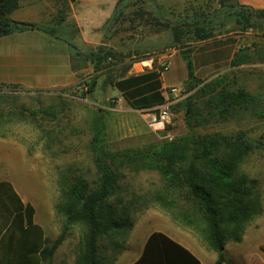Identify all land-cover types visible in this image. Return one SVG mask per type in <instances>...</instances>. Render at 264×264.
<instances>
[{"label":"rangeland","instance_id":"obj_1","mask_svg":"<svg viewBox=\"0 0 264 264\" xmlns=\"http://www.w3.org/2000/svg\"><path fill=\"white\" fill-rule=\"evenodd\" d=\"M229 2L230 0H74L72 3L64 0L63 8H67L69 3L73 4V8H89L96 21L112 9L101 40L105 43L102 46L117 54L120 63L115 67L111 65L101 74L92 68L89 75L82 77L80 84L64 91L67 96L61 95L58 90L30 96L16 95L6 99L13 106H18V103L29 106L31 123L9 125L11 139H0V181L10 182L21 200L33 206L34 223L42 229L45 237L53 240L61 230L62 217L56 211V206L62 200L61 178H72L83 173L90 182L94 175L91 154L87 148L89 140H86V128L77 117V113L82 110L76 103L88 96L85 94L87 86L84 82H89L91 78L96 82L110 77L117 79L123 75L125 68V75L140 73L143 71L138 66L141 62H148L149 67L145 70L160 69L165 65L169 69L171 55L182 56V52L190 48L193 50L197 45L191 44V40H184L185 47H172L171 25L179 18L201 15L219 24L215 38L236 36L240 45L236 52L243 50L249 56L248 63L237 67L226 64L217 72L197 75L203 83L214 80L219 75H227L229 91L242 88L252 98L246 108L234 110L225 118H211L207 115L208 111H203L202 118L208 120V123L202 129L196 128L194 132L225 134L239 130L248 139L261 142V147L247 153L238 167L239 173L251 181L258 191L260 212L245 224L240 243L231 240L224 242V252L226 259L233 264H264V252L261 251L264 245V26L239 30L235 16L228 8L222 7ZM219 71L221 72L218 74ZM190 84L188 82L177 87L178 97L167 90V98L174 100L169 107L170 121L164 130L158 132L148 127L144 114L101 111L99 106H94L97 122L94 119L93 126L100 128L106 149L112 152L139 150L145 153L170 141L166 135L172 141L187 136L190 128L184 118L185 104H193V116L208 97L196 92L202 84L189 91ZM105 87L103 90H106ZM96 99L93 98L92 101L103 104ZM111 99L104 104L115 107L116 102ZM1 101H4L2 97ZM122 108L129 109L128 106ZM93 126L89 119V135L92 134ZM2 127L4 125L0 126ZM1 136L4 135L0 134ZM118 184L123 188L125 201L136 199L138 206L132 213L134 224L131 230L121 238L122 249L116 254L108 251L106 258L127 264L138 255L150 232L162 231L189 247L204 264H214L216 254L203 239L200 224L185 227L167 211L150 204L151 198L147 193L161 187L160 175L156 171L134 172L127 165L122 166L119 169ZM146 203L147 206L143 205ZM82 231L81 227H76L70 232L55 251L51 264H76Z\"/></svg>","mask_w":264,"mask_h":264},{"label":"trees","instance_id":"obj_2","mask_svg":"<svg viewBox=\"0 0 264 264\" xmlns=\"http://www.w3.org/2000/svg\"><path fill=\"white\" fill-rule=\"evenodd\" d=\"M17 6L18 0H0V37L14 31L39 29L34 24L15 22L7 17ZM222 7L235 16L241 31L264 26V10L240 6L236 0ZM218 25L215 20L201 15L179 18L171 25V46L185 47L184 40H191V44L214 40ZM239 51L224 65L237 67L248 63L249 56ZM191 52V48L182 52L191 83L188 89L194 90L202 84L196 92L208 97L193 116V104H185L184 118L189 134L177 141L163 142L145 153L139 150L112 152L106 149L100 128L93 126L87 145L94 168L93 178L89 182L83 173L61 178L62 200L56 211L62 217V224L55 239L45 237L34 223L33 206L21 200L10 182L0 181V264H51L57 248L76 227L83 229L76 264H112L113 260L105 255L108 251L116 254L122 249L121 238L131 230L132 213L138 206L136 199L125 201L123 188L118 184L119 169L125 165L134 172L156 171L161 187L147 193L151 198L149 203L167 211L185 227L200 224L203 239L216 254L214 264H233L226 259L224 242L240 243L245 224L260 212L258 191L239 173L238 167L247 153L262 144L248 139L239 130L225 134L194 132L208 123L202 118L203 111H208L211 118H225L234 110L246 108L252 96L242 88L229 91L227 75L203 83L193 73ZM69 54L91 64L93 71L100 74L120 63L117 54L102 45L86 54L69 45ZM125 69L123 75L103 80V84L118 89L129 107L142 113L154 111L164 102L157 80L161 68L128 76ZM84 83L85 94L89 95L96 81L91 78ZM261 251L264 252V245ZM132 264L201 263L183 245L155 231L147 236L140 255Z\"/></svg>","mask_w":264,"mask_h":264},{"label":"crops","instance_id":"obj_3","mask_svg":"<svg viewBox=\"0 0 264 264\" xmlns=\"http://www.w3.org/2000/svg\"><path fill=\"white\" fill-rule=\"evenodd\" d=\"M236 1L240 6L253 10H264V0ZM63 3L64 0H18L17 8L7 15L15 22L31 23L39 29L14 31L0 37V97L4 100L0 102V126L4 125L0 128V134L4 135L0 139H11L9 125L16 123L30 125L31 123L30 107L24 106L23 103L13 106V103L7 102V98H13L16 95L46 94L58 90L61 95L67 96V92L61 90L77 86L82 77L89 75L92 71L91 64L81 62L79 57L70 56L69 45L74 46L82 54L94 51L99 45H105L101 39L112 9L96 21L93 13L89 12V8H73L72 3H69L67 8H63ZM239 46L236 36L215 38L198 43L190 54L194 75L197 77V75L217 72L229 61ZM177 56L171 55L170 67L166 72L151 68L129 75L159 71L157 78L159 91L165 98L167 96L165 88H177L189 82L185 61L182 56ZM104 86L106 90H103ZM100 91H103L102 95H99ZM93 98H97L96 101L103 104L95 103L92 101ZM108 99L116 102V106L105 105ZM76 104L80 105L82 110L77 113V117L80 119V124L86 128V140L91 138L88 125L89 119L91 126L94 124L96 115L94 106H99L101 111L139 112L144 116L147 114V112L142 113L130 108L122 97V93L111 85H104L103 80L96 82L94 90ZM124 106H128L129 109H123ZM14 119L22 121L16 122ZM147 236L138 255L127 264H132L138 258ZM168 236L183 245L201 264H204L189 247L172 236ZM112 264L120 263L112 262Z\"/></svg>","mask_w":264,"mask_h":264},{"label":"built area","instance_id":"obj_4","mask_svg":"<svg viewBox=\"0 0 264 264\" xmlns=\"http://www.w3.org/2000/svg\"><path fill=\"white\" fill-rule=\"evenodd\" d=\"M150 62L151 61H149V63ZM141 64H143V62H141L138 65H141ZM147 67H149L148 64L146 66H141L143 70H145ZM161 69H162V72H165L168 69V67L167 65H165ZM165 90H166V94L171 93L177 97L179 95V90L175 87H167L165 88ZM167 90H169L168 93H167ZM173 102L174 100H169L166 96L164 98V102L161 105L157 106L154 111L153 110L147 111L146 121H147L148 127L152 131L158 132V131L164 130L165 126L169 124V121H170L169 107L173 104ZM166 137H168V139L171 140L170 136L166 135Z\"/></svg>","mask_w":264,"mask_h":264},{"label":"bare ground","instance_id":"obj_5","mask_svg":"<svg viewBox=\"0 0 264 264\" xmlns=\"http://www.w3.org/2000/svg\"><path fill=\"white\" fill-rule=\"evenodd\" d=\"M148 64V62H144L143 64H141V65H138L139 67L140 66H146Z\"/></svg>","mask_w":264,"mask_h":264}]
</instances>
